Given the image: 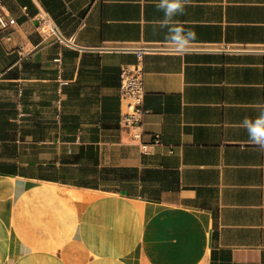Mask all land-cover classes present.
<instances>
[{
    "label": "crops",
    "instance_id": "1",
    "mask_svg": "<svg viewBox=\"0 0 264 264\" xmlns=\"http://www.w3.org/2000/svg\"><path fill=\"white\" fill-rule=\"evenodd\" d=\"M0 2V264H264V154L240 126L264 104V0H191L187 54L156 0Z\"/></svg>",
    "mask_w": 264,
    "mask_h": 264
},
{
    "label": "clouds",
    "instance_id": "2",
    "mask_svg": "<svg viewBox=\"0 0 264 264\" xmlns=\"http://www.w3.org/2000/svg\"><path fill=\"white\" fill-rule=\"evenodd\" d=\"M190 3L191 0H156L155 3L156 10L163 13V19L153 26V30L165 32L167 44L181 54L189 53L197 38L195 31L182 26L176 19L186 14V6ZM257 113L254 118L245 117L240 126L246 130L248 142L264 154V104L257 106Z\"/></svg>",
    "mask_w": 264,
    "mask_h": 264
},
{
    "label": "built area",
    "instance_id": "3",
    "mask_svg": "<svg viewBox=\"0 0 264 264\" xmlns=\"http://www.w3.org/2000/svg\"><path fill=\"white\" fill-rule=\"evenodd\" d=\"M8 24L9 20L2 11L0 2V30L5 29ZM37 31L44 35L57 34L52 20L45 15L38 19ZM7 38L9 39V37ZM143 97L144 87L139 61L133 65H123L120 69L119 82L120 123L123 126H133L140 122L141 116L145 112L142 106Z\"/></svg>",
    "mask_w": 264,
    "mask_h": 264
}]
</instances>
